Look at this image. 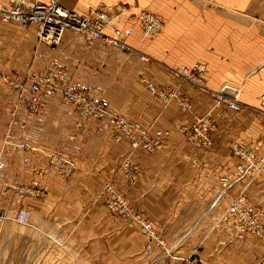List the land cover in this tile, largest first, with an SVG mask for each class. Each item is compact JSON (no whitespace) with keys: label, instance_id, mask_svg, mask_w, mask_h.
Masks as SVG:
<instances>
[{"label":"crops","instance_id":"1","mask_svg":"<svg viewBox=\"0 0 264 264\" xmlns=\"http://www.w3.org/2000/svg\"><path fill=\"white\" fill-rule=\"evenodd\" d=\"M59 2L81 14L91 8L112 9L113 20L105 32L114 36L119 30L138 52L129 53L103 40L89 44L70 30L51 48L39 40L35 26L25 29L0 21V70L22 81L34 71L59 74V88L46 92L40 112L19 104L28 94L0 84V181L36 191L25 194L24 200L19 194L12 207L24 203L38 224L62 227L61 232L79 240L83 251L96 255L97 264H120L123 256L137 258L143 239L106 207L101 192L106 182L115 180L133 205L162 228L173 255L198 264H258L264 255L263 241H230L218 247L224 236L215 223L247 182L242 179L230 187L222 182L236 171L230 143L239 137L261 142L257 153L264 154V109L259 101L264 95V0ZM4 3L9 0H0ZM143 10L164 22L154 38L143 35L137 19ZM198 62L211 72L210 89H235L237 109L214 107L209 92L174 73L181 65ZM63 83L106 99L114 114L142 129L170 130L164 149L132 153L142 172L136 185H127L118 174L130 144L115 142L105 121L89 119L68 104ZM149 84L176 89L188 100L190 110L182 111L177 101L164 102ZM210 111L218 130L212 147L204 149L190 142L182 127ZM24 144L39 150L31 151ZM50 153L73 158L74 173L58 174L49 164ZM245 194L264 206V174ZM2 205L8 208V202L1 200ZM173 262L182 264L181 259Z\"/></svg>","mask_w":264,"mask_h":264},{"label":"built area","instance_id":"2","mask_svg":"<svg viewBox=\"0 0 264 264\" xmlns=\"http://www.w3.org/2000/svg\"><path fill=\"white\" fill-rule=\"evenodd\" d=\"M144 37L154 38L163 29L164 22L158 16L141 11L137 17ZM113 20L112 9L103 10L91 8L87 14H81L73 9L60 4L59 0H9V3L0 4V21L13 22L25 29L33 26L37 28L39 40L56 48L62 41L66 30L74 32L82 37L87 43L96 40H103L129 53H136L138 50L129 45L123 38L119 30L114 36L108 35L105 30ZM143 60L145 55H141ZM177 76L184 78L194 86L209 92L214 100V107L219 105L228 108H238L237 94H230L224 89L212 90L208 87V79L211 72L207 65L195 63L193 65H181L174 70ZM59 74L55 70L44 72L34 71L25 81L19 76L12 77L10 74L0 70V84H8L17 88L29 98H21L19 104L32 112H40L49 89L59 88L57 79ZM65 101L74 106L83 116L105 121L113 132L115 142L127 141L130 144V152L121 161L118 174L126 184L133 185L140 179L141 167L133 161L131 156L136 151L153 153L166 147V140L170 135V130L156 128L142 129L140 124L129 121L125 116L114 114L109 101L94 94L93 92L61 84ZM150 91L166 103L177 101L182 111L190 110V103L183 98L176 89L148 85ZM260 106L264 109V96L260 98ZM13 115L15 113L13 112ZM183 132L195 146L208 149L214 144V135L218 130V123L211 115V111L205 115H196L190 126H183ZM31 151H38L39 148L23 145ZM261 142L250 141L239 137L230 143V152L236 159V171L234 174L222 179L226 187H230L239 180L245 179L247 182L240 191L230 199L229 206L220 212L216 218L215 227L219 228L224 238H221L217 245L225 246L230 241L242 242L248 239H258L264 242V206L251 201L245 194L248 187L253 184L259 175L264 174V154H258ZM17 145H13L16 149ZM49 164L62 176H71L76 168L73 158L63 156L59 153H50ZM44 174V170L40 171ZM34 185L38 180L33 181ZM1 186V184H0ZM115 180H110L104 184L102 196L105 204L113 214L121 216L124 221L137 224L141 233L147 240V248L153 249L155 246L164 245L163 238L158 232L155 223L137 211L126 198L124 191L117 187ZM23 190V188H21ZM35 194L33 189L23 190ZM30 211L22 207L17 211L14 220L19 223H27L30 219ZM6 220V215L0 211V223ZM166 255L181 259L182 264H196L192 258H182L173 256L172 250L166 249ZM264 264V255L258 261Z\"/></svg>","mask_w":264,"mask_h":264},{"label":"rangeland","instance_id":"3","mask_svg":"<svg viewBox=\"0 0 264 264\" xmlns=\"http://www.w3.org/2000/svg\"><path fill=\"white\" fill-rule=\"evenodd\" d=\"M139 181L140 179L136 184ZM0 184V201L8 202V208L5 205L0 206V211L6 215V220L0 223V264H97L96 255L83 251L79 240L72 238L66 232H61L60 229L62 227L58 229L55 225L38 224L37 220L32 216L31 209L25 206L24 203L12 207L15 197H18L19 194L21 200L26 198L25 194H34L25 192L18 186L5 185L1 181ZM136 184L127 185L134 186ZM117 187L123 190L119 186ZM124 194L137 211L149 218L143 211L133 205L125 191ZM22 207L27 208L31 213L27 223H19L14 220L15 214ZM109 213L119 218L127 227L135 229L143 239V248L140 249L137 258L130 255L126 258L122 255L120 264H175L173 261L176 259L180 260L179 258L166 255V249L172 250L173 248L167 245L162 228L151 218L149 219L155 223L158 232L163 238L164 245L163 247L155 246L149 250L147 248V240L137 224L130 225L121 216L113 214L110 210ZM98 264H101V262Z\"/></svg>","mask_w":264,"mask_h":264},{"label":"water","instance_id":"4","mask_svg":"<svg viewBox=\"0 0 264 264\" xmlns=\"http://www.w3.org/2000/svg\"><path fill=\"white\" fill-rule=\"evenodd\" d=\"M224 91L228 92L230 94H234L235 93V89L231 88V87H228V86L224 88Z\"/></svg>","mask_w":264,"mask_h":264}]
</instances>
